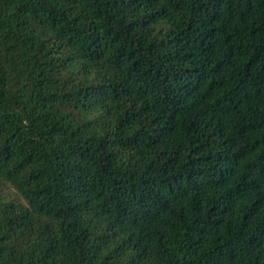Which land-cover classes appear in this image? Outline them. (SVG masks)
I'll use <instances>...</instances> for the list:
<instances>
[{
	"label": "trees",
	"instance_id": "16d2710c",
	"mask_svg": "<svg viewBox=\"0 0 264 264\" xmlns=\"http://www.w3.org/2000/svg\"><path fill=\"white\" fill-rule=\"evenodd\" d=\"M0 264H264V0H0Z\"/></svg>",
	"mask_w": 264,
	"mask_h": 264
}]
</instances>
